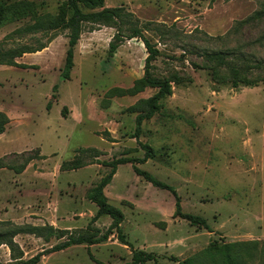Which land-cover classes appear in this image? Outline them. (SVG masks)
<instances>
[{"label":"rangeland","instance_id":"obj_1","mask_svg":"<svg viewBox=\"0 0 264 264\" xmlns=\"http://www.w3.org/2000/svg\"><path fill=\"white\" fill-rule=\"evenodd\" d=\"M69 1L0 0L7 6L0 17V60L45 47L23 59L34 67L0 65V112L9 119L0 135V233L45 226L61 231L16 236L14 256L27 260L92 233L87 229L98 207L88 197L110 171L108 163L143 159L146 145L149 159L119 165L104 189L108 204L124 216L128 245L114 232L106 242L46 254L38 264H133L138 250L154 253L159 264L188 258L227 264L225 244L238 264H264V83L234 87L248 64L233 54L226 62L208 57L242 47L264 59V44L257 42L264 19L235 31L264 9V0H104V8L131 15L157 46L151 72L170 81L171 94L142 122L138 137L133 109L158 91L140 84L147 49L139 39H125L111 57L117 30L85 23L71 78L63 79ZM77 159L80 169L62 168ZM136 168L170 190L155 187ZM111 224L105 216L94 227L106 232ZM0 261L13 264L7 245H0Z\"/></svg>","mask_w":264,"mask_h":264},{"label":"trees","instance_id":"obj_2","mask_svg":"<svg viewBox=\"0 0 264 264\" xmlns=\"http://www.w3.org/2000/svg\"><path fill=\"white\" fill-rule=\"evenodd\" d=\"M104 0H70L69 6L72 10L70 17L63 21V28L69 31L68 35V49L66 52V59L64 68L62 70L61 76L63 79L68 80L71 78V73L74 68V55L75 48L80 40L82 34V26L85 23L92 24H102L105 26L113 27L117 30L113 41L109 45V56L117 51L125 39H139L143 42L145 48L147 49L148 56L146 58L145 74L140 81V84L143 86L151 87L157 89V93L147 100H142L138 107L133 109L134 112H139L136 117L137 130L136 137L139 136L141 132L142 122L148 120L154 116L158 111L157 103L169 96L171 94L170 81L168 79H158L153 76L151 72L152 61H155L160 55V51L156 45L152 44L151 41L145 36L143 30L139 27H136L131 23L130 18L132 17L129 14H126L121 8H104ZM81 6H84L90 10H93L91 13H85ZM7 6L3 3L0 5V17H3L4 11H6ZM264 19V9L255 12L252 16L248 17L245 20L238 22L235 31H238L240 28L251 25L255 22L261 21ZM53 26V25H52ZM130 27V28H129ZM264 36L257 40L258 43L264 44ZM45 47L37 49L34 51H27L23 49L21 51L11 53L10 58L7 60H0V65H5L15 68H29L34 67V65H26L19 63L17 60L22 58L26 54H34L41 52ZM230 54L235 55L236 58L241 60L243 63L248 64V70L241 71L237 79L233 82L234 87L242 84L246 86H258L260 83H264V59L255 57L253 54L244 53L242 47L233 51L219 52L214 54H209L208 57L211 61H224L226 62V57ZM217 62V61H216ZM251 64V65H250ZM256 70V73H252L251 70ZM58 88L57 85L54 86V90ZM54 97V95H53ZM50 107V103L48 104ZM132 110V109H131ZM9 124V119L6 114L0 112V135L5 132V128ZM143 148L147 151L143 159H130V158H121L114 160L109 164L110 171L101 179V181L96 185V187L89 194V200L96 204L98 211L96 215L92 218L91 223L88 226V231L92 232L85 236L70 237L65 242L57 244L50 248L49 250H44L42 253L37 254L36 256L25 260L24 255L21 254L18 257L14 256L16 252L17 244L14 242V238L20 234H32L38 237H43L45 232L48 234L54 235L55 233H61V231L54 229L52 226L45 227H15L14 229L0 233V245H7L11 251V257L13 264H38L41 261V258L46 254H51L59 251H63L67 248H70L74 245H95L109 240L111 235L116 232L121 243L128 245L126 237L121 229V223L124 221V216L122 212L116 208L111 207L108 204L107 197L104 194V189L111 183L114 175L117 172L118 166L139 162L144 163L149 159V147L142 145ZM37 158H42L38 155ZM82 167V162L80 159L74 161L63 162L62 168L65 170H78ZM136 173L143 177L146 181L150 182L157 188L169 189L170 188L156 180L149 173L141 171L138 168L135 169ZM180 205L177 203L176 206V215L180 216ZM108 216L112 219V224L106 232H102L100 229L94 227V224L102 217ZM190 220H194L193 217H185ZM232 246L223 245L222 250L224 251V257L227 261V264H238L237 261L232 257ZM133 264H147L148 262L158 263V258L154 253L146 252L143 250L133 251L132 255ZM175 260L178 264H194V258H188L183 261ZM0 264L1 261H0Z\"/></svg>","mask_w":264,"mask_h":264},{"label":"crops","instance_id":"obj_3","mask_svg":"<svg viewBox=\"0 0 264 264\" xmlns=\"http://www.w3.org/2000/svg\"><path fill=\"white\" fill-rule=\"evenodd\" d=\"M27 55H29V54H26L24 57H22V58H19L17 61H18L19 63H22L23 59H24V58H26V57H27Z\"/></svg>","mask_w":264,"mask_h":264}]
</instances>
